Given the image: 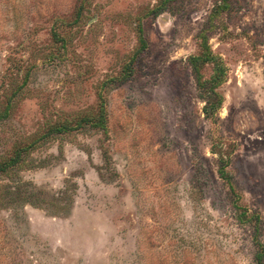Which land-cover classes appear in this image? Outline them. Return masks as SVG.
Returning a JSON list of instances; mask_svg holds the SVG:
<instances>
[{"label": "rangeland", "instance_id": "1", "mask_svg": "<svg viewBox=\"0 0 264 264\" xmlns=\"http://www.w3.org/2000/svg\"><path fill=\"white\" fill-rule=\"evenodd\" d=\"M0 166V264H256L264 0H0Z\"/></svg>", "mask_w": 264, "mask_h": 264}, {"label": "trees", "instance_id": "2", "mask_svg": "<svg viewBox=\"0 0 264 264\" xmlns=\"http://www.w3.org/2000/svg\"><path fill=\"white\" fill-rule=\"evenodd\" d=\"M140 42H141V47H142L141 50H143L146 45V40L145 38L142 37V35H140ZM210 60L211 59L209 55H198V56H194L190 58V64L193 69V73L196 78V81L198 83L199 90L202 94H204L203 98L206 103V107L204 111L208 118H212L213 116H215V113L220 109L222 105V98L215 91L217 90V86H218L217 80L218 79L216 78V79H211L210 81H208V80H205L203 77L202 71L205 68L206 64L210 62ZM104 117H105V106L104 104H102L101 110L99 112V119H103L101 120L102 122L99 123V126L101 127H103L102 124L105 121ZM83 122H89V120L86 119ZM222 160L224 159L222 158ZM3 170H5V168L0 166V171H3ZM219 174L221 178L225 180L227 183L231 182V175L225 170L224 167L220 169ZM236 209H237L239 221L243 223L244 222L250 223V220H253L248 217L246 209H244L240 205L236 204ZM257 222H259L258 219H257ZM255 263L264 264V248L263 247H260L259 252L255 256Z\"/></svg>", "mask_w": 264, "mask_h": 264}]
</instances>
